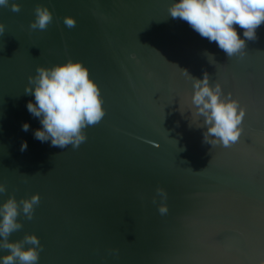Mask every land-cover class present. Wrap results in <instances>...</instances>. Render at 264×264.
<instances>
[{
    "label": "water",
    "instance_id": "obj_1",
    "mask_svg": "<svg viewBox=\"0 0 264 264\" xmlns=\"http://www.w3.org/2000/svg\"><path fill=\"white\" fill-rule=\"evenodd\" d=\"M171 2L0 6V202L39 194L31 219L21 212V227L7 237L35 233L42 246L36 264L264 260V23L243 56L228 57L169 16ZM37 6L52 14L44 29L29 27ZM65 17L75 24L66 26ZM67 59L88 67L104 108L75 148L35 139L39 120L25 107L36 67ZM205 71L210 85L219 83L245 110L228 146L205 141L207 126L190 105L189 77Z\"/></svg>",
    "mask_w": 264,
    "mask_h": 264
},
{
    "label": "clouds",
    "instance_id": "obj_2",
    "mask_svg": "<svg viewBox=\"0 0 264 264\" xmlns=\"http://www.w3.org/2000/svg\"><path fill=\"white\" fill-rule=\"evenodd\" d=\"M9 0H0V6ZM11 10L18 11L20 5L12 3ZM30 28L44 29L52 14L48 7L37 6ZM168 15L185 21L202 38L215 42L226 56L244 55L246 40L257 39L256 29L264 23V0H172L167 8ZM66 26H73L75 19L65 17ZM239 29V32H238ZM5 25L0 22V33ZM211 57V54L208 53ZM186 71V70H185ZM191 83L190 105L196 116H202L207 126L204 139L215 144L228 146L238 139L244 108L239 101L222 95L219 83L209 84L208 73L199 78L189 77ZM25 94L32 96L26 102L27 111L38 118L40 127L33 130V136L41 142L64 148L71 144L77 147L86 136L84 129L104 115L100 88L90 76L88 67L79 60L67 59L51 66L38 65L35 74L28 77ZM28 122L21 124L27 131ZM209 137L211 139L209 140ZM27 147L21 141L20 150ZM0 183V193L5 192ZM39 194L32 193L19 201L9 195L0 202V248L8 251L0 255V264H36L42 247L35 233L25 234L23 241L8 240L7 237L21 225L17 216L22 212L31 219ZM160 211H165L163 206ZM29 245L25 247L24 245ZM264 264V260L260 262Z\"/></svg>",
    "mask_w": 264,
    "mask_h": 264
}]
</instances>
